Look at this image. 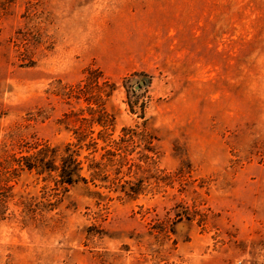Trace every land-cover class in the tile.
Segmentation results:
<instances>
[{
  "label": "rangeland",
  "instance_id": "obj_1",
  "mask_svg": "<svg viewBox=\"0 0 264 264\" xmlns=\"http://www.w3.org/2000/svg\"><path fill=\"white\" fill-rule=\"evenodd\" d=\"M0 264H264V0H1Z\"/></svg>",
  "mask_w": 264,
  "mask_h": 264
},
{
  "label": "trees",
  "instance_id": "obj_2",
  "mask_svg": "<svg viewBox=\"0 0 264 264\" xmlns=\"http://www.w3.org/2000/svg\"><path fill=\"white\" fill-rule=\"evenodd\" d=\"M9 1V0H8ZM1 2V0H0ZM99 82V76H94L93 81ZM77 154L66 152L63 159V165L61 167L60 177L61 182L68 189V186H73L81 181L86 180L82 175L83 167L80 161L76 157ZM29 169L43 167V160H33L28 165Z\"/></svg>",
  "mask_w": 264,
  "mask_h": 264
}]
</instances>
